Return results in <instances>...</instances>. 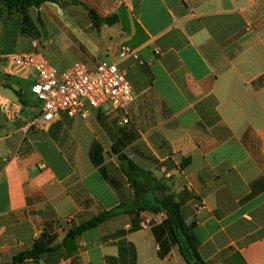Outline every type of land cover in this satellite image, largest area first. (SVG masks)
Segmentation results:
<instances>
[{"label":"crops","instance_id":"1","mask_svg":"<svg viewBox=\"0 0 264 264\" xmlns=\"http://www.w3.org/2000/svg\"><path fill=\"white\" fill-rule=\"evenodd\" d=\"M81 4L116 19L96 26ZM35 44L64 69L117 63L135 100L26 131L42 109L35 74L3 57ZM121 46L139 59L120 61ZM122 155L168 188L205 264H264V0H61L2 16L0 264H187ZM37 243L38 259L15 262Z\"/></svg>","mask_w":264,"mask_h":264},{"label":"built area","instance_id":"2","mask_svg":"<svg viewBox=\"0 0 264 264\" xmlns=\"http://www.w3.org/2000/svg\"><path fill=\"white\" fill-rule=\"evenodd\" d=\"M35 51L30 54H7L5 61L19 68L31 69L35 74V82L31 93L42 103L39 115L34 118L25 130H45L49 128L61 113L70 118L89 117V108H102L110 105L114 110L124 111L133 101L131 85L117 63L102 62L93 69L78 63L71 68L59 72L47 60L35 44ZM118 59L138 60V53L128 46H121ZM128 119L124 120L127 123ZM204 205L198 207L199 211ZM150 222L141 224L147 229Z\"/></svg>","mask_w":264,"mask_h":264},{"label":"trees","instance_id":"3","mask_svg":"<svg viewBox=\"0 0 264 264\" xmlns=\"http://www.w3.org/2000/svg\"><path fill=\"white\" fill-rule=\"evenodd\" d=\"M61 0H0V21L2 16L7 15L11 16L14 13H20L26 15L31 8H39L45 3H59ZM85 9L87 7L84 4H81ZM89 16L92 21L99 26L101 23L112 24L113 20L116 19V16H113L108 19L101 20L93 10L87 9ZM117 150V147H114V151ZM122 161V167L126 175L129 177L136 193L138 196H142L143 193L148 191V188L151 183L150 174L139 169L126 155L120 157ZM157 188L164 192H168V188L158 185ZM144 203L141 205V210H151L155 213L164 211L167 215L165 224L168 226L171 236L174 242L179 246L180 253L187 264H205L203 261L199 250L198 245L194 237L190 234L189 228L186 226L184 219L181 214V207L175 198L171 194L163 196V199L159 202V206H152L150 202L140 198ZM114 213H106L99 217H96L87 223L83 224L77 230L72 232L70 236L74 237L80 235L82 232L89 229L95 228L105 220L113 216ZM45 247L37 243L34 249L30 252L19 255L16 259V263H22L26 259H38L40 255L45 252Z\"/></svg>","mask_w":264,"mask_h":264},{"label":"rangeland","instance_id":"4","mask_svg":"<svg viewBox=\"0 0 264 264\" xmlns=\"http://www.w3.org/2000/svg\"><path fill=\"white\" fill-rule=\"evenodd\" d=\"M48 59H50V58H48ZM51 60V63H52V66L54 67V68H56L59 72H63V71H65V70H67V69H64L63 67H62V65L60 64V62L59 61H57V60H55L54 58H51L50 59ZM107 63H109L110 64V62H107ZM9 68L10 69H13V70H15V69H19L18 67H15V66H12V65H9ZM28 70H30L31 72H33L31 69H28ZM34 73V72H33ZM30 95H31V92H30ZM27 99V98H26ZM28 101H29V103H32V104H34L36 107H42V103L41 102H39L38 100H37V98L36 97H34V96H30L29 98H28ZM146 194H149L150 195V198H143L144 200H147L148 202H150V204L152 205V206H159V202L163 199V196L165 195H167V194H169V193H165L164 194V192H162V191H160L158 188H157V185H155L154 183H153V185H150L149 186V188H148V191L147 192H145ZM144 202V201H143Z\"/></svg>","mask_w":264,"mask_h":264}]
</instances>
